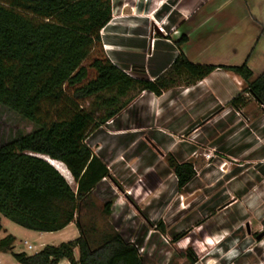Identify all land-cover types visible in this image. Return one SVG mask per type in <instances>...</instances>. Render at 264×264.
I'll list each match as a JSON object with an SVG mask.
<instances>
[{
	"label": "trees",
	"instance_id": "1",
	"mask_svg": "<svg viewBox=\"0 0 264 264\" xmlns=\"http://www.w3.org/2000/svg\"><path fill=\"white\" fill-rule=\"evenodd\" d=\"M111 15L110 0H0V107L37 127L8 142L0 141V217L25 230L48 234L74 224L79 234L73 241L45 246L30 256L14 253L15 238L6 235L0 239V253L10 254L18 264L63 260L146 264L137 245L118 232L82 222L90 196L109 173L87 145L100 125L81 104L107 96L103 104L111 108L134 87L159 95L165 86L160 78L149 82L133 77L109 61L100 32ZM216 69L246 84L245 91L230 102L234 110L247 105L245 94L264 110V72L253 79L246 63L215 67L177 57L171 66L173 73L185 74L192 82ZM41 157L62 163L75 190ZM172 168L179 190L194 178L188 163L172 164ZM111 206L105 203L104 215H110ZM186 257L190 264L197 263L191 251Z\"/></svg>",
	"mask_w": 264,
	"mask_h": 264
},
{
	"label": "rangeland",
	"instance_id": "2",
	"mask_svg": "<svg viewBox=\"0 0 264 264\" xmlns=\"http://www.w3.org/2000/svg\"><path fill=\"white\" fill-rule=\"evenodd\" d=\"M111 1L113 12L110 24L116 25L117 34L128 31L125 26L135 27L134 31H140V28L136 27L139 25L136 9L131 5L123 8L120 0ZM215 1L217 3L227 0ZM169 5L170 10L174 9L172 4ZM216 5L204 9L205 15L200 16L198 20L194 18L180 27L181 32L192 30L190 42L183 45L181 50L190 56L191 62L195 61L200 65H241L243 61L238 57L240 54L233 55L231 50L242 51L250 44L253 45L257 38L253 39L256 31L247 23L240 22V18H221L213 9ZM176 13L175 10L173 16ZM159 22L145 24L147 32L150 31L151 34L148 39L150 50L155 39L170 40L172 34V24L168 17ZM106 33L108 30L101 32L103 50L107 53L111 50L120 51L124 42L113 37L108 42L114 44V47L108 46L105 44ZM182 34H179L178 40ZM258 37V44L264 45V34L258 33ZM179 43L182 44L181 41ZM140 69L139 66L128 65L125 72L133 77L138 74L142 76L138 78H145ZM172 73L170 67L160 80L164 82L163 77L171 76ZM164 83L168 85L166 80ZM241 88L240 94L246 89L244 82ZM131 91L128 97L118 99L111 108L103 104L109 99L107 96L99 100H87L81 106L93 112L96 121L106 130L114 124V118L126 110L141 92L139 87H134ZM248 104L242 116L249 121L242 116L238 117L240 131H201V120L187 131H170L174 134L172 138L177 145L190 150L189 155L184 158L160 152L157 145L150 140L155 131H142L141 138L148 143L145 146L147 145L150 152L156 149L154 157L161 161L162 167L165 168L161 172L163 179L156 180V187H160V190L157 192L155 187L154 191L144 193L136 202L129 198V201H132L129 208L110 209V215L106 216L103 210L105 203L111 201L108 197L109 187L100 185L90 196L89 210L82 212V222L92 224L99 230L112 229L118 232L124 240L137 245L146 264H190L186 257L187 251H191L197 259L196 264H263L264 131L260 130L261 125L257 126V131H253L255 129L252 121L253 117L259 118L264 110L259 106L257 108L252 101ZM111 113L114 115L110 117ZM225 123L232 124V112L227 116ZM36 128L32 123L0 107L2 143L31 133ZM105 130L103 132H106ZM87 145L94 153L92 134L87 140ZM183 163L191 165L194 178L187 187L177 190L168 168H172V164ZM165 170L170 175L165 174ZM70 186L75 190L73 181ZM120 202L128 205V200L124 198H121ZM228 204L234 205L225 209ZM133 207H136L137 212ZM175 208L187 211L177 214ZM3 222L5 228L16 236L14 253H26L30 256L41 250L42 246H58L74 238L69 231L55 236L25 230L8 220ZM198 224L203 225L200 228L195 227ZM75 231L78 234V231ZM182 234L183 239L174 246L173 239ZM27 245L33 250L29 251ZM0 262L18 264L9 255L3 256Z\"/></svg>",
	"mask_w": 264,
	"mask_h": 264
},
{
	"label": "crops",
	"instance_id": "3",
	"mask_svg": "<svg viewBox=\"0 0 264 264\" xmlns=\"http://www.w3.org/2000/svg\"><path fill=\"white\" fill-rule=\"evenodd\" d=\"M110 2L112 9V1L110 0ZM119 3H122L123 8H126V5H131L132 8L136 9L135 13L138 16L137 22L139 23L136 27L140 28V31H134L133 28L135 27L125 26L128 31L117 34V31H115L116 25H111L110 20L101 32L108 30V33L105 34V44L108 46L114 47V44L108 42L113 37L124 42L121 44L122 49L120 51L111 50L110 53H107L104 50L109 61L123 71L128 65L139 66L141 67L139 71L143 72L145 78L149 82H154L163 76L177 57L184 58L192 64L200 65L195 61L191 62L190 56L181 50L183 45L190 42L192 30L186 29V31L181 32L180 27L190 23L194 18L198 20L200 16L205 15L204 9L217 4L213 9L215 13L221 15V18H240V22L247 23L256 31L253 39L257 38L253 45L250 44L248 48L242 51L232 49L231 52L236 56L240 54L238 57L243 61L241 65L247 64L253 74V79L258 78L264 72V45L258 44V33L260 35L264 34V0H227L217 3L215 0H120ZM169 4H172L174 9L170 10L171 5ZM175 10L177 13L173 16ZM126 13H128V10H126ZM166 17L170 19L172 24L170 40L155 39L150 50L148 39H150L151 34L150 31L147 32L145 24L160 23L159 21ZM180 33L183 34L178 40L177 37ZM182 38L185 39L182 40ZM101 41L103 45L102 37ZM180 41L182 44L179 43ZM211 66L234 67L221 64ZM172 74L163 77L164 82L166 80L168 85H165L162 81L165 86L160 88L159 95L140 89L141 92L130 103L131 105L121 112L117 118H114V124L107 126L106 130L104 129L106 132H103L101 126L92 131V149L95 150L92 153L101 159L109 173V176L103 179L97 187L100 185L109 187L108 197L111 198L110 202H112L111 210L129 208V204L132 203L129 198H133L136 202V200L143 197L144 193L154 191L156 180L160 181L164 177L161 172L165 168L162 167L161 161H157V158L154 157L156 149L151 152L147 149L145 144L148 143H145L140 135L142 131H155L150 140L157 145L156 147L160 152H167L177 158H184L189 155L190 150L185 146L177 145L172 138L174 134L170 131H187L198 120L203 123L200 128L201 131H240V119L238 117L242 116L248 108V102H254L257 108L259 106L248 94L244 95L247 101L244 108L236 111L230 106L231 100L240 94L243 81L240 77L232 75L226 70L216 69L204 79L196 82H192L185 74H176L175 72ZM136 76L142 77L138 74ZM131 90L125 97H128L132 92ZM231 112L232 124H226L225 120ZM243 118L247 122L249 121V119ZM252 122L254 124L253 129H255H252L253 131H257V126L260 125V130L264 131V112L259 118L253 117ZM147 161L148 163H146ZM62 166L64 165L62 164ZM171 169V167L168 168L173 175L174 184L178 190L177 178L173 169ZM65 170L67 171L66 168ZM165 174L170 175L166 170ZM208 174L207 171L206 175ZM192 181L193 179L185 187ZM159 190L160 187H156V191ZM121 198L128 200V205L127 203H121ZM234 204H228L224 208L228 209L229 206ZM166 207H168V204ZM133 209L135 210L136 207H133ZM135 211L137 212V210ZM175 211L180 214L187 210L175 208ZM3 220L6 219L0 217L2 227L0 239L10 234L16 242V236L5 228ZM202 225L195 227L200 228ZM11 230L14 229L11 228ZM75 230H77L75 225L70 224L60 232L50 234L57 236L69 231L73 235L72 238L74 237L70 241H73L79 235ZM182 239L175 242L174 246H177ZM43 248L42 246L41 250ZM6 255L11 256L10 254L0 253V261ZM77 256L78 252L75 250V258ZM59 264L69 263L63 260Z\"/></svg>",
	"mask_w": 264,
	"mask_h": 264
},
{
	"label": "bare ground",
	"instance_id": "4",
	"mask_svg": "<svg viewBox=\"0 0 264 264\" xmlns=\"http://www.w3.org/2000/svg\"><path fill=\"white\" fill-rule=\"evenodd\" d=\"M42 159H44L45 161H48V163L54 167L59 173H61V175H63V177L68 181L69 184L72 183V179L71 176L68 174V172L65 170L64 166H62V164L55 162V161H51L48 158L45 157H41ZM264 264V262H263Z\"/></svg>",
	"mask_w": 264,
	"mask_h": 264
},
{
	"label": "built area",
	"instance_id": "5",
	"mask_svg": "<svg viewBox=\"0 0 264 264\" xmlns=\"http://www.w3.org/2000/svg\"><path fill=\"white\" fill-rule=\"evenodd\" d=\"M25 244H26V243H25ZM27 249H28V250H32V247L29 246V245H27ZM140 252H141V251L139 250V254H140Z\"/></svg>",
	"mask_w": 264,
	"mask_h": 264
},
{
	"label": "water",
	"instance_id": "6",
	"mask_svg": "<svg viewBox=\"0 0 264 264\" xmlns=\"http://www.w3.org/2000/svg\"><path fill=\"white\" fill-rule=\"evenodd\" d=\"M48 162V161H47ZM259 239V238H258Z\"/></svg>",
	"mask_w": 264,
	"mask_h": 264
}]
</instances>
